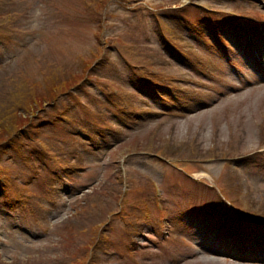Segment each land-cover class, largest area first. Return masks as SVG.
Returning <instances> with one entry per match:
<instances>
[{
  "label": "rangeland",
  "instance_id": "rangeland-1",
  "mask_svg": "<svg viewBox=\"0 0 264 264\" xmlns=\"http://www.w3.org/2000/svg\"><path fill=\"white\" fill-rule=\"evenodd\" d=\"M215 18L219 40L205 31ZM262 20L264 0H0V142L45 106L31 141L19 132L0 152V264H259L192 255L136 205L156 215L157 181L173 228L199 236L195 206L215 195L173 164L226 183L228 155L264 210V86L241 79ZM74 78L77 96L37 110Z\"/></svg>",
  "mask_w": 264,
  "mask_h": 264
},
{
  "label": "trees",
  "instance_id": "trees-1",
  "mask_svg": "<svg viewBox=\"0 0 264 264\" xmlns=\"http://www.w3.org/2000/svg\"><path fill=\"white\" fill-rule=\"evenodd\" d=\"M78 78L81 79V77H78ZM78 78H74L72 80L66 81V82H64L65 84H64L63 87L51 89V92L49 94H47L45 96L44 95L40 96L41 98L39 100H35L36 103L37 102L39 103V105H37L38 108L34 107L33 110L35 111L36 108H37V110H40V109H42V107L46 103L55 102L60 97L61 94L67 93L70 90V88L72 87V84H75L76 81H78ZM14 110L15 109H11L12 113L14 112ZM12 115H14V113ZM32 115H35V113L34 114H30L26 119L20 120V122L18 123V132L14 133V134L12 133L13 136L11 138L9 136L8 138H6L5 141L1 140V142H0V152H3L5 150V146L4 145L6 143H12L13 141L17 140V139H15V137L18 136L17 134L19 132H21L22 137H23V135L26 136V134L31 136V134H29V131L34 129V127H33V118H31ZM2 136H4V135H2Z\"/></svg>",
  "mask_w": 264,
  "mask_h": 264
},
{
  "label": "bare ground",
  "instance_id": "bare-ground-1",
  "mask_svg": "<svg viewBox=\"0 0 264 264\" xmlns=\"http://www.w3.org/2000/svg\"><path fill=\"white\" fill-rule=\"evenodd\" d=\"M207 253L208 255L211 254V253H220V251L216 250L214 247L212 246H208V247H205L204 248V253ZM210 257V256H208ZM256 261H259V262H262L261 259H257ZM237 263V262H236Z\"/></svg>",
  "mask_w": 264,
  "mask_h": 264
}]
</instances>
